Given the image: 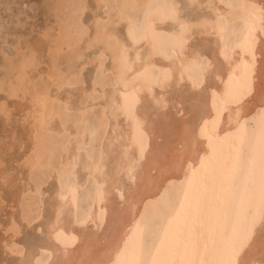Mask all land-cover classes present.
Returning a JSON list of instances; mask_svg holds the SVG:
<instances>
[{
  "label": "bare ground",
  "instance_id": "obj_1",
  "mask_svg": "<svg viewBox=\"0 0 264 264\" xmlns=\"http://www.w3.org/2000/svg\"><path fill=\"white\" fill-rule=\"evenodd\" d=\"M126 1H115L120 11ZM95 2L97 9L106 5ZM134 2L148 6L142 20L120 14L101 28L92 16L93 31L82 43L65 52L59 41L48 44L47 73L62 86L81 71L91 46L109 56L111 81L99 85L105 129L87 152L76 137L89 145L97 129L83 116L50 127L70 138L59 166L48 159L56 181L46 202L51 213L37 227L43 236L36 251L25 252L16 232L6 233L12 212L2 226L3 251L20 256L17 264H264V0ZM34 48L5 61L0 91L10 99L27 96V110L40 116L33 72L42 56ZM84 87L82 115L96 91ZM70 98L66 92L67 109ZM4 101L0 114L9 121ZM30 131L35 164L42 165L34 125ZM71 176L63 191L60 178ZM86 184L91 188L80 196L69 188ZM26 191L46 194L28 183L20 193Z\"/></svg>",
  "mask_w": 264,
  "mask_h": 264
},
{
  "label": "rangeland",
  "instance_id": "obj_2",
  "mask_svg": "<svg viewBox=\"0 0 264 264\" xmlns=\"http://www.w3.org/2000/svg\"><path fill=\"white\" fill-rule=\"evenodd\" d=\"M95 1L96 0H93V2L91 0H0V80H6V69H4L5 61L11 59L17 60L20 54L26 51L30 46L33 48L35 47L34 49L37 51V54L42 56L41 63L33 72V75H35L34 92L40 100L39 104L42 112L40 116H47L45 120H41L42 118L40 119L39 115L35 113H33V115L29 112L30 110H27L29 108L27 96L18 93L17 96L11 97L10 99V97H6L7 95L5 92L0 91V102L5 99L4 102H6L7 106H10L9 108L11 109V119L9 121L0 114V187L3 196V206H5V210L3 212L0 211V236L5 233V231H2V226H9L8 222L10 220H8V215L13 212L14 218L12 224L7 228L6 233L9 234L10 231L16 232L14 237L15 242L21 247H24L25 252L32 253L36 251L34 245L37 239H39L38 237H41L40 234H42L41 230H38L37 227L42 223L41 218L44 219V217L49 216L51 213L46 202L49 199L48 194H51L55 186L56 180L50 176L52 168L49 165V160L51 159L50 164L56 167L59 166L61 154L63 152L62 148L70 138L68 132H59L50 127L56 126L55 124H57L59 120L72 122L73 119H81L83 116L85 118L83 119L85 121L87 120L86 122L84 121L86 126L90 127L93 125V127H96L97 132L91 138L89 145H82L79 136L76 137V141L85 151H92V146L95 147L97 143L93 141V138H99V136L104 133L105 129V122L102 120V91L99 85L100 83H110L111 81V74L108 69L110 66L109 56L106 54L100 55L98 46H91L85 50V55L80 61V67H82L81 71L71 76L69 85L62 86L59 80H56L52 76L50 77V74L47 73L48 44L50 42L56 43L59 41L62 45V52H65L68 50L69 44L82 43L84 38L86 39V37L92 33V16L97 17V25L103 28L109 25L108 23L116 19L120 14H124V16L130 20H142L148 10V6H138L134 0H127L121 8V11L116 6V0H105L106 5L97 9L95 8ZM189 11L190 10L185 12V14ZM190 13L193 12L190 11ZM234 23L235 24L232 23L229 25V28L237 25L238 21ZM122 26V24H119L118 29L123 33ZM228 34L226 41L231 43L235 40V37L232 32H228ZM109 42L112 46H115L117 44L116 37H110ZM90 58L93 62L85 64L86 59ZM12 78L14 77L12 76ZM92 86L96 87L94 93V106L88 107L82 115L77 108L80 98L79 94L82 93L81 91L79 92V90L83 87L89 89ZM66 92H69L71 96L70 101L72 105H70L72 107L70 106V109L64 106L63 99L66 96ZM54 94H57L60 98L55 99L53 97ZM72 94H74L73 98ZM52 105L53 109L51 107ZM31 125H34L37 131V150L42 165L35 164L37 158L35 157V151L31 150ZM45 126L48 127L45 128ZM97 134L100 135L97 136ZM43 159H49V162L47 161L46 163V160L43 162ZM28 165L33 166L29 168ZM27 176L29 177L28 180H26ZM71 178L72 176L68 178V180H66L65 177L60 178L59 183L63 187V191H65L67 187L65 181L68 182ZM89 180L91 181V179ZM27 183L29 186H40L41 190L46 193L45 196L41 197L34 191L20 193V191L26 187ZM18 188L20 189L18 190ZM42 188L46 189L43 190ZM69 188L72 193L80 196L91 187L89 184H86L84 187L70 185ZM14 197L17 200H15ZM42 198H44L45 206L42 205L44 204L41 202ZM8 203L11 204L12 208L13 204L17 206L14 207V209L10 206L6 207ZM84 204L86 203L84 202ZM44 209L45 214L42 212ZM22 214L23 217H28L32 219V221L27 224L26 221L22 220ZM37 215L38 219L35 218ZM30 247H34V251H32L33 249ZM19 257L20 256L15 254H7L3 251L0 244V260L5 259L4 264H17L19 261L17 259H19Z\"/></svg>",
  "mask_w": 264,
  "mask_h": 264
}]
</instances>
